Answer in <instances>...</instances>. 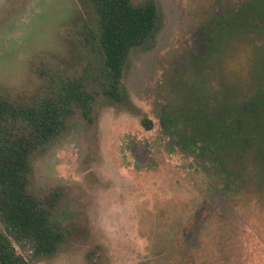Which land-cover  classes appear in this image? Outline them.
Returning a JSON list of instances; mask_svg holds the SVG:
<instances>
[{
	"label": "rangeland",
	"instance_id": "obj_1",
	"mask_svg": "<svg viewBox=\"0 0 264 264\" xmlns=\"http://www.w3.org/2000/svg\"><path fill=\"white\" fill-rule=\"evenodd\" d=\"M131 1L154 2L159 18L126 60L119 102L95 80L98 60L84 41L95 23L89 0H0V91L34 93L46 81L42 61L54 77L99 91L92 120L77 112L34 157V190L52 197L64 241L30 264H264V164L192 143L191 128L205 122L188 102L253 97L244 88L252 73L239 72L253 62L251 46L232 42L219 53L210 36L219 13L247 0ZM182 107L187 124L184 114L174 124L163 118ZM219 131L229 137L228 126ZM249 131L264 137L262 125Z\"/></svg>",
	"mask_w": 264,
	"mask_h": 264
},
{
	"label": "trees",
	"instance_id": "obj_2",
	"mask_svg": "<svg viewBox=\"0 0 264 264\" xmlns=\"http://www.w3.org/2000/svg\"><path fill=\"white\" fill-rule=\"evenodd\" d=\"M89 3L95 23L84 41L98 60L95 80L99 85L101 82L108 100L120 102L126 98L122 87L126 60L133 48L143 45L155 33L158 8L151 1L138 5L131 0ZM49 72L50 66L42 61L39 74L46 81L32 94L12 96L0 91V264H30L35 256L55 253L64 241V234L55 223L52 197H41L34 190V157L65 131L77 112L92 120L99 91L91 89L85 80L56 78ZM182 110L183 107L177 115L168 111L163 118L174 124L184 114L183 119H178L187 124ZM199 111L201 122H215L205 109L199 107ZM227 111V149L236 152L248 132L244 128L239 133L230 116L235 114L246 125L244 118L251 114L238 105H228ZM143 123L151 129L152 121L144 119ZM202 124L198 131L193 128L197 137L191 138L192 142H206L208 130ZM259 155L264 161V151ZM16 244L28 249V256L19 253Z\"/></svg>",
	"mask_w": 264,
	"mask_h": 264
},
{
	"label": "flooded vegetation",
	"instance_id": "obj_3",
	"mask_svg": "<svg viewBox=\"0 0 264 264\" xmlns=\"http://www.w3.org/2000/svg\"><path fill=\"white\" fill-rule=\"evenodd\" d=\"M218 21L221 22L220 28L212 35H210L213 39L211 41L215 46L218 52L220 53L223 47L228 43H237V45L241 46L243 44H249L251 53L250 55L253 58V62L249 65V70L244 74L242 73V69L240 72V77L243 80L247 79L248 72H251L249 81L251 82L249 86H245L244 88L249 89V91L253 92L254 95L252 98L248 97L246 99H242L238 97L236 99H226V95H223V101L217 102L214 101L210 104L209 100L207 103L201 100L200 96H192L191 99H188L189 104L192 107H201L205 109L208 107L211 109L208 112V116L214 119V123L205 122L206 126H204V130H208L206 135V143L209 145L210 151H228L227 149V140L222 132L219 130L222 129L224 125H228L225 121L229 118L228 111H223L224 108H227L228 105H238L239 107L244 108L245 111H248L251 115H248L244 118L247 121V124L242 123V118H238L235 114L230 116V120H233V126L239 133L242 132L244 128H247L248 137L242 140L241 144L237 145L236 152L230 153H238L243 156L250 153V156L256 159V161H260V152L264 151V137H259L258 134H254L252 131H249V124L257 127V125L264 126V74L263 68H261V62H264V45L263 48L260 45V42L264 43V0H247L237 9H228L224 14H220L216 17ZM257 24V28H251L252 26L247 27V24L253 25ZM262 24V27L260 26ZM251 34H254L253 36ZM228 37V39H226ZM208 42V41H207ZM218 44H221L217 46ZM221 50V51H220ZM240 50V47H238ZM217 57L214 59L216 60ZM221 64L220 60L218 64ZM239 65H242V60ZM218 66V65H217ZM220 80L222 83V88H228V85H225L222 82L221 73ZM237 75V73L235 74ZM234 75V76H235ZM243 87V85H242ZM240 98V99H239ZM215 100V99H214ZM260 110V111H259ZM194 136L197 137L193 128H191ZM215 133H219L214 138L211 137V131ZM258 137V138H257ZM196 143V142H192ZM236 146V144H235ZM242 147V148H241ZM226 151V152H227ZM241 151V152H240ZM245 151V152H243ZM217 159L216 157L213 158ZM262 161V160H261ZM223 162V160H221ZM264 164V161H262ZM224 163V162H223Z\"/></svg>",
	"mask_w": 264,
	"mask_h": 264
}]
</instances>
